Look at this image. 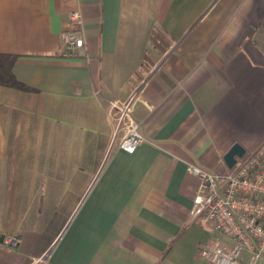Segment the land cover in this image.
Instances as JSON below:
<instances>
[{
  "label": "crops",
  "instance_id": "1",
  "mask_svg": "<svg viewBox=\"0 0 264 264\" xmlns=\"http://www.w3.org/2000/svg\"><path fill=\"white\" fill-rule=\"evenodd\" d=\"M75 8L84 46L66 53ZM0 53L31 88L0 84V264H211L230 239L187 232L213 228L187 167L264 141V0H0ZM135 90L127 152L108 104Z\"/></svg>",
  "mask_w": 264,
  "mask_h": 264
},
{
  "label": "built area",
  "instance_id": "2",
  "mask_svg": "<svg viewBox=\"0 0 264 264\" xmlns=\"http://www.w3.org/2000/svg\"><path fill=\"white\" fill-rule=\"evenodd\" d=\"M70 28L61 32V45L66 53H75L84 46L79 8L69 12ZM137 91L124 99H111L108 113L114 121L112 143L133 152L143 140L141 121L131 111ZM200 183L193 195L191 213L194 218L211 221L213 228L226 235L230 243L210 241L203 255L211 264H264V141L254 150L235 157L226 170H207L188 165ZM15 234L2 238L6 247L18 243ZM247 254V260L242 258Z\"/></svg>",
  "mask_w": 264,
  "mask_h": 264
},
{
  "label": "trees",
  "instance_id": "3",
  "mask_svg": "<svg viewBox=\"0 0 264 264\" xmlns=\"http://www.w3.org/2000/svg\"><path fill=\"white\" fill-rule=\"evenodd\" d=\"M13 59L14 56L11 54L0 53V84L13 86L20 89H31L15 78L11 71Z\"/></svg>",
  "mask_w": 264,
  "mask_h": 264
},
{
  "label": "rangeland",
  "instance_id": "4",
  "mask_svg": "<svg viewBox=\"0 0 264 264\" xmlns=\"http://www.w3.org/2000/svg\"><path fill=\"white\" fill-rule=\"evenodd\" d=\"M60 215H62V213H60ZM197 223H194L187 231L193 238H195V240L206 242L209 239H219L225 237L219 231L212 228L209 224L201 223L199 220Z\"/></svg>",
  "mask_w": 264,
  "mask_h": 264
},
{
  "label": "water",
  "instance_id": "5",
  "mask_svg": "<svg viewBox=\"0 0 264 264\" xmlns=\"http://www.w3.org/2000/svg\"><path fill=\"white\" fill-rule=\"evenodd\" d=\"M245 152V148L238 142H233L223 154V160L227 167H231L235 162L236 156H241Z\"/></svg>",
  "mask_w": 264,
  "mask_h": 264
}]
</instances>
